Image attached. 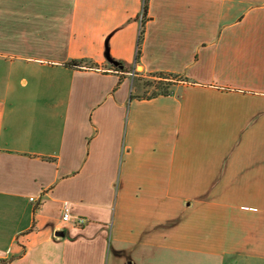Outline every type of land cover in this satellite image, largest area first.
Wrapping results in <instances>:
<instances>
[{
	"label": "crops",
	"instance_id": "1",
	"mask_svg": "<svg viewBox=\"0 0 264 264\" xmlns=\"http://www.w3.org/2000/svg\"><path fill=\"white\" fill-rule=\"evenodd\" d=\"M142 1L0 0V264H264V0H148L137 73Z\"/></svg>",
	"mask_w": 264,
	"mask_h": 264
},
{
	"label": "trees",
	"instance_id": "2",
	"mask_svg": "<svg viewBox=\"0 0 264 264\" xmlns=\"http://www.w3.org/2000/svg\"><path fill=\"white\" fill-rule=\"evenodd\" d=\"M142 2H143V4H142L143 18L141 20L139 33L137 35L136 51H135V56H134V64H136V65L139 64L140 48H141V43H142L143 33H144V16L146 14L148 0H143ZM81 62H82V60L71 61V63L73 65L80 64ZM117 62H119V61H117ZM119 63L123 65V63H121V62H119ZM111 65H113V64H111ZM113 67H115V66L113 65ZM118 70L126 71V68L124 67L123 69H118ZM158 74L170 76L168 78L169 81H167V83H159V85L157 87L158 91L154 92L151 96H149V97L138 96L139 98H150V97H154L157 95H167L171 92V88L174 84L178 83L180 80H186V79H183L181 76L176 75V74H172V73H167V74L158 73Z\"/></svg>",
	"mask_w": 264,
	"mask_h": 264
},
{
	"label": "rangeland",
	"instance_id": "3",
	"mask_svg": "<svg viewBox=\"0 0 264 264\" xmlns=\"http://www.w3.org/2000/svg\"><path fill=\"white\" fill-rule=\"evenodd\" d=\"M141 68L135 69V72H140ZM141 74V73H140ZM170 76L168 75H160V74H147L143 76V74L135 76L134 77V88H138L137 94L140 97H149L151 96L154 92L158 91L157 87L159 83H167L169 81ZM173 87V86H172ZM172 257H182V260H185V257H187V263H194L195 261V256H191L190 254L188 255H182L179 254L178 256L176 254H172ZM162 261V260H161Z\"/></svg>",
	"mask_w": 264,
	"mask_h": 264
},
{
	"label": "built area",
	"instance_id": "4",
	"mask_svg": "<svg viewBox=\"0 0 264 264\" xmlns=\"http://www.w3.org/2000/svg\"><path fill=\"white\" fill-rule=\"evenodd\" d=\"M30 200H33V198L31 197ZM61 221L67 223H73L76 224L77 226H80L85 224L87 219L83 216H73L71 202L68 200H64L62 202Z\"/></svg>",
	"mask_w": 264,
	"mask_h": 264
},
{
	"label": "water",
	"instance_id": "5",
	"mask_svg": "<svg viewBox=\"0 0 264 264\" xmlns=\"http://www.w3.org/2000/svg\"><path fill=\"white\" fill-rule=\"evenodd\" d=\"M107 59H108L109 62H111L113 65L118 66L119 68H122L123 67V65L120 64L119 62H117L116 60H114L112 58H109V57H107ZM137 68H141V66L138 65ZM55 235H60L61 236L62 235V232L61 231H58V232L55 233Z\"/></svg>",
	"mask_w": 264,
	"mask_h": 264
}]
</instances>
